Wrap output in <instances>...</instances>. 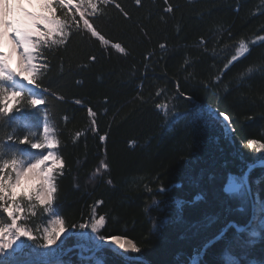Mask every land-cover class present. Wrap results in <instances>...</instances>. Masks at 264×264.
<instances>
[{
  "label": "trees",
  "instance_id": "trees-1",
  "mask_svg": "<svg viewBox=\"0 0 264 264\" xmlns=\"http://www.w3.org/2000/svg\"><path fill=\"white\" fill-rule=\"evenodd\" d=\"M116 3L130 18L110 4L93 21L109 44L73 34L66 48L46 53L50 72L44 87L63 97L48 105L66 165L54 205L70 231L62 261L146 264L109 248L85 257L97 243L81 235L85 229L71 226L90 223L95 213L106 217L99 235L126 236L140 248L133 256L150 264H193L230 221L241 227L251 218L246 188L232 194L224 188L264 159V151L246 146L249 139L264 141V42L257 39L264 36V0ZM241 40L249 43V54L225 70ZM162 103L164 110L157 107ZM88 107L96 113V132ZM213 109L228 114L233 132ZM22 111L20 118L28 119L35 110ZM164 111L177 115L165 118ZM101 162L109 169L96 173ZM249 181L252 196L264 201V164L249 172ZM254 212L251 226L238 231L232 224L199 264H228L229 257L264 264V233L245 243L264 216L261 203ZM43 218L38 208L27 224ZM75 245L85 247L84 255Z\"/></svg>",
  "mask_w": 264,
  "mask_h": 264
},
{
  "label": "snow or ice",
  "instance_id": "snow-or-ice-1",
  "mask_svg": "<svg viewBox=\"0 0 264 264\" xmlns=\"http://www.w3.org/2000/svg\"><path fill=\"white\" fill-rule=\"evenodd\" d=\"M141 3L142 0H135L137 6H141ZM110 4L125 18H130L129 13L116 0H0V264H17L18 254L26 247L51 249L56 246L57 253L62 249L61 236L68 229L65 219L54 205L58 197V178L63 176L66 165L63 155L60 154L61 141L48 114V105L54 99L63 100V97L56 96L49 88L44 87V79L50 72L46 53L53 49L66 48L73 34H87L105 45L109 44L93 21L104 16V9ZM172 10L169 5L166 11ZM257 39L264 42V36ZM113 46L120 53L126 51L119 43ZM160 47L163 48L164 45ZM235 51L236 54L225 64V70L249 54V43L241 40ZM13 59L16 67H13ZM95 59V56L90 57L92 61ZM75 103L81 104V101L77 100ZM157 107L164 110L167 105L162 103ZM23 109L35 111L28 113V119H21L24 115ZM87 112L92 118L91 130L96 132V113L91 107L87 108ZM212 113L223 120L228 132L234 131L231 128V118L226 112L213 109ZM169 115L175 119L177 114L164 111L165 118ZM40 128L42 133L34 131ZM80 135L77 132L75 137ZM100 140L106 141L107 133L100 136ZM22 145L27 147H21ZM246 146L264 151V141L259 139H249ZM33 149L39 151L33 153ZM108 169V163L101 162L96 173ZM26 182L31 188L18 192L17 188ZM246 187L244 177H241L226 186L225 192H242ZM158 191L166 189L161 187ZM22 200L29 203L31 216L36 215L35 211H31L35 208L40 209L41 216L47 214L45 219L48 226L35 230L40 235L34 234L27 226ZM98 203L102 204L103 201ZM261 212L264 213V201L261 202ZM105 226L106 217H97L93 213L90 223L71 227L91 228L97 234L95 239L109 249L115 247L117 253L121 249L125 254L128 250L140 251L137 244L126 236H100L99 232ZM261 233H264V216H261L259 226L251 232L245 243H252L253 238ZM21 237H26L32 244H27ZM57 241L61 243L57 245ZM201 254L198 253L192 258L193 264H199ZM228 264L239 262L229 257Z\"/></svg>",
  "mask_w": 264,
  "mask_h": 264
},
{
  "label": "rangeland",
  "instance_id": "rangeland-1",
  "mask_svg": "<svg viewBox=\"0 0 264 264\" xmlns=\"http://www.w3.org/2000/svg\"><path fill=\"white\" fill-rule=\"evenodd\" d=\"M8 49V46H5V50ZM13 67H16V61L15 59H13ZM31 185L29 183H24L22 184L20 187L17 188V191H22V190H26V189H30ZM253 209L256 208V204L257 203H261L260 202V198L258 196L253 197ZM22 206L24 207V218L26 220L29 219V217L31 216L30 213V205L26 200H22L21 201ZM251 206H252V201H251ZM31 211H35L36 215L38 213V208L35 209H31ZM47 214H45L46 217ZM253 221L257 218V214H255V212H253ZM252 221V222H253ZM27 226L29 228H31L34 231V234L36 235H40V233L35 232V230L37 228H43V227H47L48 224L46 222V219L43 218L42 222H40V224H37L36 226L27 224ZM70 231H66L64 234H62L61 236V240H64V237H66ZM83 233V235H82ZM81 235L85 238L94 240L97 245L99 243H101L100 241H98L97 239H95V234L92 232V230L90 228L85 229L84 231H82ZM21 240H24L27 242V244L31 245L32 242L29 241L26 237H21ZM43 241H40V243H42ZM61 243V241H57V245H59ZM84 247V246H83ZM83 247L81 245V251L80 254H83ZM85 248V247H84ZM66 251H64V249H61L59 253H57V249L56 246H52L51 249H41L38 247H26L23 252L19 253L16 260H17V264H64L62 261V256L65 254ZM89 255V254H87ZM86 257V255H84ZM93 257V256H92Z\"/></svg>",
  "mask_w": 264,
  "mask_h": 264
},
{
  "label": "water",
  "instance_id": "water-1",
  "mask_svg": "<svg viewBox=\"0 0 264 264\" xmlns=\"http://www.w3.org/2000/svg\"><path fill=\"white\" fill-rule=\"evenodd\" d=\"M263 164H264V159H260V160H258L257 162H255L254 164L250 165V166L247 168L246 172H245L244 180H245L246 185H247L246 190H247V192H248V194H249V196H250V198H251V201H252V207H253L254 202H253V198H252V188H251L250 181H249V172H250L253 168H255V167H257V166H260V165H263ZM229 185H230V183H227V184L225 185V188H226V186H229ZM225 188H224V189H225ZM253 212H254V209H252L251 218H250V220L248 221V223H246L245 225H243V226H241V227L237 226V224H235V223H233V222L230 221V222L227 224L226 228H225L221 233H219L217 236L213 237L210 241H208V242L204 245V247H203V249H202V251H201V253H202L201 256H202V255L204 254V252H205V251H203V250L206 249L211 243H213V242H215L216 240H218L222 235H224L225 232L229 229V227H230L232 224L235 225V227L237 228L238 231H242L243 229H245V228L251 226V223H252V221H253V217H254V216H253ZM75 247L79 248L80 251H81V249H82V248H81V245H76ZM101 248H108V247H107L106 245H104V244L101 242V243H99V244L95 247V249H94L89 255H86V257H92V256H94V255L96 254V252H97L99 249H101ZM112 250H114V251L117 253L115 247H113ZM133 253H134V251L131 250V251H127V253L125 254V253H124V250L121 249L119 254L123 255L125 258L130 259V260H142V261L146 262V264H150L145 258H143V257H141V256H133V255H132ZM195 256H196V255H195ZM192 263H193V261H192Z\"/></svg>",
  "mask_w": 264,
  "mask_h": 264
},
{
  "label": "bare ground",
  "instance_id": "bare-ground-1",
  "mask_svg": "<svg viewBox=\"0 0 264 264\" xmlns=\"http://www.w3.org/2000/svg\"><path fill=\"white\" fill-rule=\"evenodd\" d=\"M252 209H253V207H252ZM75 246H76V245H75ZM75 246H74V247H75ZM75 248H77V247H75ZM128 251H131V250H128Z\"/></svg>",
  "mask_w": 264,
  "mask_h": 264
}]
</instances>
